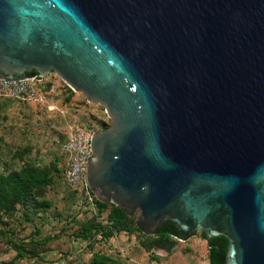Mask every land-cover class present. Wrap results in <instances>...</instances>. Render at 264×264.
Instances as JSON below:
<instances>
[{
  "label": "water",
  "instance_id": "obj_1",
  "mask_svg": "<svg viewBox=\"0 0 264 264\" xmlns=\"http://www.w3.org/2000/svg\"><path fill=\"white\" fill-rule=\"evenodd\" d=\"M57 75L109 126L85 185L209 264H264V0H0V79Z\"/></svg>",
  "mask_w": 264,
  "mask_h": 264
},
{
  "label": "rangeland",
  "instance_id": "obj_2",
  "mask_svg": "<svg viewBox=\"0 0 264 264\" xmlns=\"http://www.w3.org/2000/svg\"><path fill=\"white\" fill-rule=\"evenodd\" d=\"M43 79L56 112L0 100V264H91L94 257L102 264H207L199 233L145 251L141 244L153 235L141 234L135 223L116 232L109 206L91 210L81 189L64 182L65 126L75 118L97 132L109 120L101 106L87 103L57 75Z\"/></svg>",
  "mask_w": 264,
  "mask_h": 264
},
{
  "label": "built area",
  "instance_id": "obj_3",
  "mask_svg": "<svg viewBox=\"0 0 264 264\" xmlns=\"http://www.w3.org/2000/svg\"><path fill=\"white\" fill-rule=\"evenodd\" d=\"M48 84L45 79L35 81L31 77L18 81H7L0 79V100H16L18 102L34 104L44 107L46 112L58 111L57 105L48 92ZM50 91V90H49ZM64 114L63 110H59ZM94 125H79L75 118L64 128V137L60 143V150L65 156V167L62 178L68 185L78 186L83 194V199L91 210H96L94 196L85 185V165L89 159V140L94 132Z\"/></svg>",
  "mask_w": 264,
  "mask_h": 264
},
{
  "label": "trees",
  "instance_id": "obj_4",
  "mask_svg": "<svg viewBox=\"0 0 264 264\" xmlns=\"http://www.w3.org/2000/svg\"><path fill=\"white\" fill-rule=\"evenodd\" d=\"M94 204H95L96 210L98 211L103 210L108 206L110 207V210L108 213V220L110 224L112 225V228L116 232L128 231V228L130 227V225L134 223V222H131V220H128L129 218H131L130 216H127L121 209L116 208L110 205L109 203L102 204L94 200ZM153 236L155 237V239L152 242L141 244L142 247L145 249V251H149L150 246L152 245L156 247H161L164 245V243L168 242L169 238H174L166 233H154ZM209 255H210V248H207V264H209ZM102 261L103 260L100 257H96V258L94 257L91 264H102Z\"/></svg>",
  "mask_w": 264,
  "mask_h": 264
}]
</instances>
